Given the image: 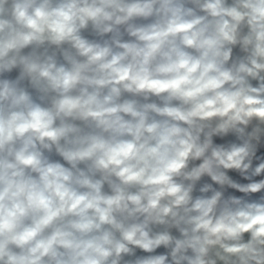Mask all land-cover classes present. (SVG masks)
<instances>
[{
  "label": "clouds",
  "instance_id": "obj_1",
  "mask_svg": "<svg viewBox=\"0 0 264 264\" xmlns=\"http://www.w3.org/2000/svg\"><path fill=\"white\" fill-rule=\"evenodd\" d=\"M0 264H264V0H0Z\"/></svg>",
  "mask_w": 264,
  "mask_h": 264
}]
</instances>
